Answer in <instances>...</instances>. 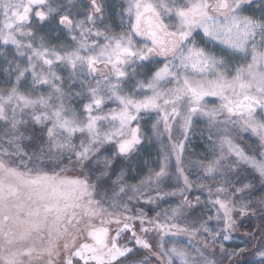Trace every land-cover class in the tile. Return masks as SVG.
<instances>
[{"label": "snow or ice", "instance_id": "1", "mask_svg": "<svg viewBox=\"0 0 264 264\" xmlns=\"http://www.w3.org/2000/svg\"><path fill=\"white\" fill-rule=\"evenodd\" d=\"M0 264H264V0H0Z\"/></svg>", "mask_w": 264, "mask_h": 264}, {"label": "rangeland", "instance_id": "2", "mask_svg": "<svg viewBox=\"0 0 264 264\" xmlns=\"http://www.w3.org/2000/svg\"><path fill=\"white\" fill-rule=\"evenodd\" d=\"M152 151V150H151ZM153 152V151H152ZM152 155H155V151H154V153H152ZM154 157V156H153Z\"/></svg>", "mask_w": 264, "mask_h": 264}, {"label": "trees", "instance_id": "3", "mask_svg": "<svg viewBox=\"0 0 264 264\" xmlns=\"http://www.w3.org/2000/svg\"><path fill=\"white\" fill-rule=\"evenodd\" d=\"M152 151H153L152 153H154V151H155V150H154V149H152ZM153 156H155V155H153Z\"/></svg>", "mask_w": 264, "mask_h": 264}]
</instances>
